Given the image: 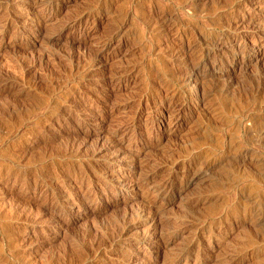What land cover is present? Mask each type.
I'll return each mask as SVG.
<instances>
[{
    "label": "rangeland",
    "instance_id": "374dc122",
    "mask_svg": "<svg viewBox=\"0 0 264 264\" xmlns=\"http://www.w3.org/2000/svg\"><path fill=\"white\" fill-rule=\"evenodd\" d=\"M0 264H264V0H0Z\"/></svg>",
    "mask_w": 264,
    "mask_h": 264
},
{
    "label": "bare ground",
    "instance_id": "6f19581e",
    "mask_svg": "<svg viewBox=\"0 0 264 264\" xmlns=\"http://www.w3.org/2000/svg\"><path fill=\"white\" fill-rule=\"evenodd\" d=\"M97 56V55H96ZM100 58V57H99ZM6 114V113H5ZM17 124V123H16ZM6 129V128H5ZM88 170V169H87ZM67 197V196H66ZM90 197V196H89ZM70 206V205H69ZM94 234V233H93Z\"/></svg>",
    "mask_w": 264,
    "mask_h": 264
}]
</instances>
